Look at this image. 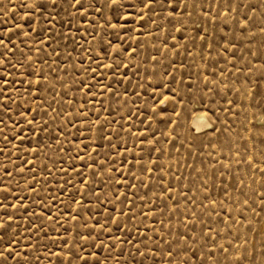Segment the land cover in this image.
Wrapping results in <instances>:
<instances>
[{
    "label": "snow or ice",
    "instance_id": "1",
    "mask_svg": "<svg viewBox=\"0 0 264 264\" xmlns=\"http://www.w3.org/2000/svg\"><path fill=\"white\" fill-rule=\"evenodd\" d=\"M16 7L25 10L21 22H13L12 27L0 31V126H2L0 127V138H2L5 148L17 139L20 140L21 144L27 140V149L22 150L19 144H14L13 147L16 148L18 153L30 152L33 158L31 160L26 157L22 159L21 155H17L16 160L20 163L18 165L13 163L12 171L8 167H3L4 178L9 181V184L14 171L18 169L20 173H24L27 170L31 175L30 180H25V185L35 191L32 182L40 183L34 174L36 161L39 159L38 153L41 148L52 146L51 143H45L39 138L40 132L46 131L49 125L43 117H41L40 122H37L36 114L42 109L47 115V110L51 108V103L44 98L45 93L51 94L52 101L56 102V96L59 95L61 101H63L64 96L68 94V91H71L69 87L62 93L55 92V84L49 82L48 75L44 73L43 68L39 72L32 68L30 71L21 73L25 79H10L17 70V65L24 68L26 63L30 64L32 62V56L30 54L25 55L23 50L15 45L12 35H19V32H23L22 25L26 24L29 25V28L24 34L32 36L35 33L34 43L36 44H48L49 41H55L58 45L59 40H56V37H61L65 41L71 39L75 45L77 41L74 34L81 33L83 28V33L91 37L85 43L89 45L93 41L96 43L95 49H85L90 53H96L95 55L89 54L87 57L88 60L95 63L96 67L92 68L91 65L84 67L83 59L79 63L82 71L90 73V79L95 83H86L82 78L75 75L72 83L78 82L77 91L81 88L87 89L85 95L93 100L95 99L92 92L94 87H99V95L101 96L108 93L109 107L104 108L103 100H101L98 101L101 107L96 111L97 113L107 111L109 114L112 110L111 100L113 97L118 105L114 110L119 111L121 93L113 89L110 84L102 83V80L98 78L97 70L105 68L111 72V77H116L119 74L121 79L116 80L117 84H121L124 80L131 84L132 80L128 75L130 64L126 61L134 59L139 51L146 50V46L140 44L139 37L143 35L152 37L153 40L159 39V45L152 44V48L156 49V53H150L144 57L143 77H139L140 66L132 65L134 74L139 77L135 87L142 88L146 92L149 88L151 89L147 99L155 100L156 103L151 106L150 111L152 113L158 111L166 113V116L160 122L164 125V129L171 127L168 131L161 130L159 136L151 127L139 133L140 150L147 156V163H144L145 156L134 155L133 157L135 165L139 166V173H151L154 170L159 171L163 168V165L157 164L160 157L166 153L165 147L161 146L160 137H167L164 144L170 145L167 150L169 155L171 151L179 152L180 148L184 147L187 148L188 154L192 155L193 159H195V155L203 156L205 148L213 150L227 148L229 154L239 158L237 163L246 160L249 169L259 172L261 176L259 190L253 189V195L259 200L258 211L255 206L256 201L252 200L250 204L251 197L244 193L243 187L239 190L245 196L243 200L245 209H251L253 217L264 215V168L260 167V165H264V87H261L258 83L255 90H245L239 101L235 97L228 99V91H231L229 86L225 84L224 90H222L216 86L217 82L215 80L209 81L208 75H205L200 81L203 84V91L201 92L197 87V82L193 80L192 65L181 60L178 69L176 62L166 55L169 47H171L172 55L179 56V46H181L182 40L184 41L182 47L185 55L193 57V61L195 55H199L202 61L205 60V52L208 53L207 59H211L214 47L225 53L231 52L235 59H240L237 51L240 53L247 52L248 55L257 58L259 61L258 65L249 62L250 66L246 65L247 71L249 73L254 70L259 71V80L264 82V0H255V2L253 0H27V2L21 0L18 6H13V10ZM131 18L139 20V27L136 29L138 33L135 41L136 47H132L130 40L121 35L123 32L132 31V29L124 28V25ZM57 20H59L61 27H64V21L67 20L68 32H57L55 36L47 35V33L53 31ZM32 24H35L36 27H31ZM44 36H47V38L41 39ZM169 40L174 41V43L169 45ZM9 45H12V47H9ZM238 45H240L239 49L237 48ZM65 47H67V44ZM197 48L200 50L196 51ZM253 48H255V51H253ZM18 50L22 56H25V60L16 59V63H13V58ZM40 50L37 49V51ZM72 50L75 51V48ZM29 52H31V49H29ZM53 52L59 60V52H56L55 49H53ZM219 54L218 51L217 55ZM113 57L115 58L113 59ZM71 60V53H69L64 58V62L67 63ZM105 60L110 62L105 64ZM68 67L74 69L76 65L69 63ZM185 68L188 69L187 72L182 71ZM121 69L124 71L121 72ZM50 71L54 72L56 70L51 69ZM64 71L67 75V69ZM178 71L180 72L179 79L176 75ZM211 75L214 76L215 73ZM185 76H187V81ZM52 80L60 81L61 88H64L63 77L53 76ZM141 80L143 83H141ZM42 83L45 85L43 90L40 87ZM210 83L213 85L212 87H209ZM220 83H223V81H220ZM17 84H27V87L21 89L17 87ZM9 85L12 86V91L17 93L20 98L19 101L11 95ZM194 88L196 91H194ZM128 91L129 89L125 87L123 95L127 96ZM235 91L239 94L241 90L237 88ZM206 96L209 98L207 103H205ZM38 97L39 102L36 103V107L29 108L27 105L28 99L31 98L33 102H36ZM158 97L159 99H157ZM245 99L248 100L247 105L244 104ZM253 100L255 103H253ZM9 101L17 105L15 118L12 115L14 110L10 107ZM221 101H224L227 106L221 104ZM68 103L71 104L72 101L69 100ZM124 103H127V101L125 100ZM44 105H47V107H43ZM51 110L56 113V116L52 117L53 120L60 116H73L72 113H65L63 109ZM25 113H28L31 118H28ZM80 117L87 119V131L91 133L95 128L96 135L94 139L84 143L83 148L80 144H77L75 146L77 155L70 156V160L83 162L88 157L91 163H83L82 168H76L75 164H69L68 168L62 167L59 171L66 174L71 168L80 178L79 182L86 185L88 180L83 179L84 169L92 170L93 175L97 172L104 173L108 171L111 173L120 171V169L111 166L105 169L108 161L97 158L100 150L105 147L103 143L98 142L109 141L108 147L116 148L117 146L110 143L111 136L107 135V129L104 128L99 115L93 121L87 117V110L82 112L77 109L73 118L66 119L63 126L57 124L56 128L59 129L57 136H48V141L55 140L60 145L59 137L64 136L67 139L65 129L69 125L76 127ZM21 120H23V124L20 123ZM105 120H107V117H105ZM113 122L108 121V124L110 125ZM141 123L144 122L141 121ZM149 124H151V118H149ZM25 126L33 133V137L29 138L24 133ZM80 130V128H77V132H80ZM9 132H11V135L8 134ZM33 139L36 141L34 146L32 144ZM177 141H179V147L176 146ZM90 143H98V147L92 149V152L97 154L96 157H91L88 152ZM133 143L135 144V141ZM5 148H0V155H5ZM193 150H195V154H193ZM58 151H68L70 153L71 149L65 150L61 147ZM128 151L125 148V152ZM80 152H83V155H80ZM153 154H156V159H152ZM220 154L223 156V151ZM44 155L47 157V152ZM121 155L122 164L132 163L123 159V154ZM207 155L211 157L210 152ZM8 159L11 163L10 152L8 153ZM217 163H219V160H217ZM149 164L151 167L148 166ZM201 164L200 169H195L194 164H186L185 166L193 168L195 179L199 180L200 186L206 191L209 187V180L215 177V171L209 175L203 167V161H201ZM93 165H95V168H93ZM53 167H55V162H53ZM211 167L214 169L215 164H212ZM41 171H46L49 176L52 175V168H49L47 164L42 165ZM128 172L133 178H140L132 168H129ZM221 175L223 174L221 173ZM173 178L177 181L181 179L179 175ZM118 183L127 188L136 187V185L130 184L126 178L119 180ZM221 183L224 184L223 181ZM238 183L243 186L245 182L243 178H239ZM67 184H71V181H65V185ZM65 185H60L61 194H63ZM142 187L149 186L142 185ZM160 187L162 191L169 193L168 199L173 202V207L168 208V205L165 204L163 207L150 209V211L155 216L157 211L163 215L167 210L170 221L171 213L180 211L176 207L179 202L175 201L170 195L172 191L171 184H161ZM195 187V184L192 187L183 185L185 190L180 191V195L187 205H191V208L182 213L187 217L183 223V230L177 229L173 233L169 223L166 233L168 239H165L163 232V220L160 221L161 229H149L153 231L156 239L148 236L146 232H140L138 227L135 239H129L132 235V229L128 227L127 223L122 227L120 219L122 216L126 217L128 213L115 206L117 203L124 204L125 207H128L129 212L132 211L130 207L132 201L128 198L127 192L114 191L111 199H108L107 193H104L105 199L113 207L111 213L104 209L102 220L95 219V216L100 215V212L97 211L93 214L90 210V204L83 203L84 194L79 190L75 194L69 193L68 198L72 204H83V207L88 210L87 218L81 214L78 207L75 212L69 214L68 219L62 221L61 217L65 215L63 211L58 209L60 215L54 217L50 212L49 205L42 204L43 210L39 214L33 212L29 215L31 217H43L44 219H41L39 224L33 222L31 227L25 229V231L31 233L33 229H36L37 231L34 234L39 235V232L45 230L46 221H54L60 227H63L65 223H70L71 227H64L66 235L56 238L61 241L57 245L59 251L51 252L47 245H41V248L45 249L41 255H30L29 245H24L22 251L17 250V247H20L17 233L19 225L17 222L14 227L12 223L13 215L5 212L7 221H3L0 217V241L4 243V247L0 249V264H9L10 260L14 261L15 264H43V260L52 255L57 257L55 264H109L110 261H114L115 264H145V260L150 261V264H264V224L259 228H253L252 221L244 216L242 212L238 213L240 219L236 220L232 217L230 209L224 211L221 208V211H224L223 216L216 212L215 207H212L209 212L208 206L204 205L202 201L197 202L195 192L191 196L188 195V192H192ZM0 193L8 194L0 198V206L5 209L10 206L19 210L17 205L4 204V201L8 200V196L12 194L10 187H0ZM223 193L225 198H228L227 184H224ZM93 194L96 196V207L99 209L104 203L100 199L101 193L93 189ZM77 195L80 196V200H77ZM17 199L18 205L27 212V206L23 203L26 197H18ZM50 199L53 202L52 206H55L57 197H50ZM204 200H208L209 204L213 206L223 203L219 198L211 197L210 194H206ZM60 203L63 204L64 201L61 200ZM197 207L202 208L205 214L210 217L214 216L215 222L223 225V228H213L211 223L201 221L204 227L198 231L196 221L192 219L197 217ZM138 214L145 217L148 215L143 211ZM136 215L134 213L131 219H135ZM89 221L93 222L89 223ZM229 221H231V224H229ZM257 223H260V221L258 220ZM113 225L121 235L117 236L112 232ZM237 225L240 228H246L247 232L254 233L253 240L248 239L247 233L241 234L239 228H236ZM234 228H236L235 235H233ZM81 229L86 231H81ZM102 235H104V239H101ZM255 235L260 237L258 246L253 242ZM45 237H47V232H45ZM226 237H231L227 240V245L217 243V238L224 240ZM25 239L31 240V237H25ZM56 239L52 240L53 244L56 243ZM105 241L109 242L106 243ZM149 242H151V245ZM125 244L132 245L127 254H125L123 248ZM142 247L143 251L141 250ZM90 249H93V251H89ZM35 251L33 249V252ZM101 251L105 253L103 259L98 255V252ZM85 252L88 254L83 255ZM137 256L141 257L139 261L136 260ZM129 257L132 259L129 260ZM48 264H53V261L48 259Z\"/></svg>",
    "mask_w": 264,
    "mask_h": 264
},
{
    "label": "rangeland",
    "instance_id": "2",
    "mask_svg": "<svg viewBox=\"0 0 264 264\" xmlns=\"http://www.w3.org/2000/svg\"><path fill=\"white\" fill-rule=\"evenodd\" d=\"M25 2H27V0H25ZM253 2H255V0H253ZM20 3L21 0H11V2L10 0H0V31L12 27L13 22H21V19L25 14V10L20 9L19 7H16L15 10H13V6H18ZM41 24H43V22H41ZM22 27L23 32H19V30H17L19 32V35L13 34L12 40L20 50H23L25 55L30 54L32 56V62L30 64L26 63L24 68H21L19 65H17V70L14 72L13 77H11L10 79H25V77L22 76L21 73L30 71L32 68H35L36 71L39 72L40 69L43 68L44 73L48 75L49 82L55 84V92L62 93L69 87L71 88V91H68V94L64 96L63 101H61V97L59 95L56 96V102L52 101L51 94L45 93L44 98L49 103H51V108L47 110V115L42 109L38 111V114H36L37 122H40L41 117H43L44 120L48 121L49 125L46 131L40 132L39 138L45 143H51L52 146L50 148H41L40 152L38 153L39 159L36 161V171L34 174L36 176V179L39 180L40 183L32 182L35 191L29 189L25 185V180H30L31 175L27 170H25L24 173H20L18 169L14 171L10 184L9 181L4 178V173L2 171L3 167H8V169L12 171L13 163L17 165L20 163V161L16 160L17 155H21L22 159L26 157L27 159L31 160L33 158L30 152L18 153L16 148L13 147L14 144H19L22 150L27 149L28 141L25 140L24 143L21 144L20 140L17 139L13 141V144H9L5 148L2 138H0V148H5V155H0V187H10L12 192V194L8 196V200L4 201V204L17 205V207L19 208V210H17V208L9 206L5 209L4 207L0 206V217H2L3 221L6 222L7 215H5V212H7L8 214L13 215L12 223L14 227L18 222L19 226L17 228V233L18 244L20 245V247H17L18 251H22L24 245H29L28 251L30 255L43 254L45 249L41 248V245H47V248L50 249L51 252L59 251L57 245H59L61 241L56 238L65 236L66 234L64 233V227L70 228L71 224L65 223L63 227H60V225L55 224L54 221H46L45 230L39 232V235H35L34 233H36V229H33L31 233L25 231V229L31 227V224L33 222L39 224L41 219L44 218L39 216L31 217L29 214L33 212L39 214L43 210L41 205L46 203L49 205L50 212L54 217H59L60 212L58 211V209L65 213L64 217H61L62 221L68 219L69 214L75 212L78 207L81 214L84 215L85 218H87L88 210L83 207V204H72L68 198L69 193L75 194L77 190L84 194L83 203L90 204V210L93 212V214H95L97 211L100 212V215L95 216V219L101 220L103 219L104 209H107L108 212L111 213L113 207V205L108 203V200L105 199L104 193H107L108 199H111L112 193L114 191L127 192L128 198L132 201V205L130 206L132 208V211L129 212L128 207H125L124 204L117 203L115 206L117 208H122L125 212L128 213L126 217L122 216L120 218L121 226L123 227L125 223L128 224V227L132 229V235L129 237V239L133 240L136 237L137 227L139 228L140 232H146L148 236L156 239V236L153 235V231L149 229H161V220L164 221L163 232L165 234V239H168L166 233L168 231L169 223L171 224L173 233H175L177 229L183 230V223L187 219V217L182 213L186 210H190L191 208V205H187L180 195V191L185 190L183 189V185H189V187H192L193 184L196 185V187L193 188L192 192H188V195L191 196L193 192H195L197 202L199 203L200 201H202L204 205L208 206L209 212L212 207H215L216 212H219L220 215L223 216L224 211L230 209L232 217L236 220L240 219L238 213L242 212L244 216L252 221L253 228H259L262 224H264V215L253 217L251 209H245V206L243 205L245 196L242 195L239 190L241 187H243L244 193H247V195L251 197V200L249 201L250 204L252 200L256 201L255 206L257 207L258 211L259 200L256 196L253 195V189H256L257 191L259 190L261 176L259 172H255L254 169H249L246 160H241L240 163H237V160L239 158L235 155L229 154L227 148H217L216 150L205 148L203 150L205 153L203 156L195 155V159H193V156L189 155L187 148L184 147L180 148L179 152H176L174 150L171 151L169 155L167 150L170 145L164 144V140L167 139V137H160L161 146L165 147L166 153L165 155L160 157V159L157 161V164L163 165V168L159 171L154 170L151 173H139V166H136L135 161L133 160L134 155L145 156L144 163H147L146 154L141 152L140 150L138 139L139 133L151 127V129L156 132L157 136H159L161 130L168 131L171 127L169 126V129H164V125L160 122L161 119L166 116V113L159 111L157 113H152L150 111L151 106L156 103L155 100L147 99L148 94L151 93V89L149 88L146 92L142 88L135 87L137 79L139 77H143L144 75V57H146L150 53H156V49L152 48V44L159 45V39L153 40L152 37H145L143 35L139 37L140 44L146 46V50L139 51L134 59L126 61V63L130 64L128 75L129 77H131V84H128L126 80L122 81L121 84H117L116 80L121 79L119 74L116 77H111V72L109 70L105 68H100L97 70L98 78L102 80V83L110 84L113 89H116L121 93L120 107L118 112L114 110L118 107V105L115 101V98L113 97L111 100V114H109V112L107 111H100L99 113H97L96 110L101 107L98 101L103 100V107H109V94L105 93L104 96H101L99 95V87H94L92 89V92L95 95V99L93 100L91 97L85 95V93L88 91L87 89L81 88L79 91H77L76 89L79 87L78 82L72 83L74 75L79 76L86 83H95L90 79V73H85L82 71L79 63V61L83 59L84 67H88L89 65H91L92 68L96 67L95 63L88 60L87 58L89 54L95 55L96 53L85 51V49H95V41H93L91 45L85 43V41L91 39V37L87 34H84L82 28L81 33L74 34V38L77 41L75 45L72 43L71 39L65 41L61 37H56V40H59L58 45L55 41H49L48 44H36L34 43L35 33H33L32 36L24 34L28 31L29 25L25 24L22 25ZM31 27L35 28L36 25L32 24ZM138 27L139 20L136 18H131L129 22L124 25V28L132 29V31L121 33V35L125 36L126 39L130 40L132 47H136L135 41L138 35L136 29ZM45 32L47 33L46 29ZM57 32H68L67 20L64 21V27H61L59 20H57L55 22V28L51 33H47V35L55 36ZM46 38L47 36L41 37V39ZM5 39L7 38L5 37ZM172 43H174V41L169 40V45H171ZM66 44L67 47H65ZM183 44L184 41L182 40L181 46H179V56L172 55L171 47H169L166 55L176 62V67L178 69L180 68L181 60H183L186 64L192 65V77L193 80L197 82V87L201 92L203 91V84L200 83V81L205 75H208L209 81L215 80L217 82L216 86L222 90H224L225 84L229 86L231 91H228V99H233L235 97L239 101L240 96L245 90H255L258 83L261 87H264V82H261L259 80V71L254 70L252 73H249L247 71L246 65H249V62H251V64L257 65L259 63L257 58L248 55L247 52L240 53L239 51H237V55L240 57V59H235L233 58L231 52L225 53L214 47L212 50L211 59H207L208 53L205 52V60L202 61L199 55H195L193 61V57H188L185 55L184 48L182 47ZM9 47H12V45H9ZM239 47L240 45L237 46L238 49ZM73 48H75V51L72 50ZM29 49H31V52H29ZM37 49L41 50L37 51ZM53 49H55L56 52H59V60H57ZM199 50L200 49L197 48L196 51ZM218 51L220 52L219 55H217ZM253 51H255V48H253ZM50 53L51 55H49ZM69 53H71L72 60L66 63L64 62V58ZM114 58L115 57H113V59ZM16 59H20L23 61L25 60V56H22L21 52L18 50L16 51L15 57L13 58V63H16ZM109 62V60L104 61L105 64ZM69 63L75 64L76 67L74 69L68 67ZM132 65L140 66L139 77L134 74ZM51 69H55L56 71H50ZM65 69H67V75H65ZM169 70L171 71V69ZM123 71L124 70L121 69V72ZM182 71L187 72L188 69L185 68L182 69ZM212 73H215V75L212 76ZM176 75L177 79H179L180 72L178 71ZM53 76L63 77L64 88H61L60 81L52 80ZM185 80L187 81V76H185ZM220 81H223V83H220ZM141 83H143L142 80ZM212 86L213 85L210 83L209 87ZM17 87L22 89L23 87H27V84H17ZM40 87L43 90L45 88V85L42 83ZM125 87L129 89L127 96L123 95ZM237 88L241 90L239 94H237L235 91ZM9 91L11 95L19 101L20 98L17 96V93L12 91L11 85H9ZM194 91H196L195 88ZM157 99H159V97ZM208 99L209 98L206 96L205 103L208 102ZM69 100L72 101L71 104L68 103ZM125 100L127 101V103H124ZM38 102L39 97L37 98L36 102H33V100L29 98L27 101V105L29 108H35L36 103ZM247 103L248 100L245 99L244 104L247 105ZM253 103H255L254 100ZM221 104L227 106L226 104H224V101H221ZM9 105L14 110L12 115L15 118L17 105L15 103H12L11 101H9ZM43 107H47V105H44ZM51 109H63L65 113H72L73 116L76 114L77 109H80V111L82 112L87 110V117L93 121H95L97 115H99L100 121L103 123L104 128L107 129V135L111 136L110 143L116 145L117 147H108L107 145L109 141L98 142L103 143L105 147L100 150L99 156L97 158L100 160L108 161V163L105 165V169L111 166L112 168L120 169V171L111 173L108 171H105L104 173L97 172L95 175H93L92 170L84 169L85 175L83 179L88 180V183L86 185H83L79 182L80 178L77 177L76 172L71 168H69L66 174L59 171V169L62 167L68 168L69 164H75L76 168H82L83 163H91V160L88 157H86L85 160L81 162L79 160H70V156L77 155V149L75 147L77 144H80L81 148H83L84 143H88L91 139L95 138L96 132L95 128H93V131L91 133L88 132L87 119H85L84 117H80V120L77 123L76 127H72L71 125H69L68 128L65 129V135L67 136V139H65L64 136L59 137L61 141L60 145H58L55 140L48 141V136H57L59 132V129L56 128L57 124L63 126L66 119L73 118V116L65 115L57 117L55 120H53L52 117L56 116V113L52 112ZM25 115H28V118H31L28 113H25ZM105 117H107V120H105ZM149 118H151V124H149ZM108 121L114 122L109 125ZM141 121H143L144 123H141ZM20 123L23 124V120H21ZM77 128L81 129L80 132H77ZM69 132L71 133L70 135L68 134ZM24 133L27 134L29 138L33 137V133L29 131L27 126L24 127ZM8 134L11 135V132H9ZM233 138L235 139V136ZM125 141H127V143H125ZM133 141H135V144L133 143ZM35 142L36 141L33 139V146L35 145ZM98 143H90L88 152L91 157L97 156L95 152H92V149L97 148ZM176 146L179 147V141L176 142ZM61 147L65 150L71 149V152L69 153L68 151H58V149ZM125 148H127L129 151L125 152ZM221 151H223L224 153L223 156H221L220 154ZM9 152L11 153V163L8 159ZM45 152H47V157H45L44 155ZM209 152L211 153V157L207 155V153ZM121 154H123V159H126L127 161H130L132 163L122 164ZM193 154H195V150H193ZM80 155H83V152H80ZM152 159H156V154H153ZM217 160H219V163H217ZM201 161H203V167L205 171L209 173V175H211L212 172L215 171V177L209 180V187L206 191L200 186L199 180L195 179V171L193 170V168L185 166L186 164H194L195 169H200L202 167ZM53 162H55V167H53ZM44 164H47L49 168H52L51 176H49L46 171H41V167ZM212 164H215L214 169L211 167ZM148 166L151 167L150 164ZM25 167L27 168V166ZM260 167L264 168V165H260ZM93 168H95V165H93ZM129 168H132L133 171H136L137 175H139L140 178H133L128 172ZM221 173L223 175H221ZM176 175H179L181 177L179 181L173 178ZM125 178L128 179L130 184L136 185V187L127 188L126 186L118 183L119 180ZM239 178H243L245 182L243 186L238 183ZM65 181H71V184L65 185ZM221 181H223L224 184H227L228 186V198H225L224 196V184H222ZM253 181H255V183H253ZM161 184H171L172 191L170 195L174 198L175 201L179 202L178 204H176V207L180 211L171 213L170 221L168 219L169 212L167 210H165L163 215L157 211L155 216H153L150 211V209L163 207L165 204L168 205V208L173 207V202L168 199L169 193L161 190ZM60 185H65L63 194H61ZM142 185H148L149 187H142ZM93 189L101 193L100 199L104 202L99 209H97L96 207L97 201L96 196L93 194ZM206 194H210L213 198H219V200L223 201V203L216 206L210 205L208 200H204V196ZM4 195L8 194L0 193V198H2ZM18 197H26L23 203L27 206V212L24 211L23 207L18 205ZM50 197H57L55 206H52L53 202ZM76 198L77 200H80L79 195H77ZM61 200L64 201L63 204L60 203ZM221 208H223L224 211H221ZM141 211H143L144 213H148L147 217L139 215L138 213H140ZM196 212L197 217H193L192 219L196 221V228L198 231L200 228L204 227L201 221H207L211 223L213 228H223V225H219L215 222L214 216L210 217L209 215L205 214V211L202 208L197 207ZM134 213L137 215L135 216V219H131ZM258 220L260 221V223H257ZM92 222L93 221H89V223ZM229 224H231V221H229ZM236 228H239L241 234L247 233L249 240H253L254 233L247 232L246 228H240L239 225H237ZM236 228L233 229V235H235ZM81 231L86 230L81 229ZM45 232H47V237H45ZM112 232L117 236L121 235V233L116 231L114 225L112 226ZM104 235L101 236V239H104ZM29 236L31 237V240H26L25 237ZM230 238L231 237H226L224 240L217 238V243H224L225 245H227V240ZM53 239H56L55 244L52 243ZM259 240L260 237L258 235H255V239L253 242H255L257 246L259 245ZM105 242L108 243L109 241ZM149 243L151 245V242ZM3 247V241H0V249H2ZM14 247L16 246L14 245ZM131 247L132 245L129 244H125L123 246L125 254H127L128 250ZM249 247H251V245H249ZM33 249H35L36 251L33 252ZM141 250H144L143 247L141 248ZM89 251H93V249H90ZM87 254V252L83 253V255ZM103 254H105L103 251L98 252V255H100L101 259H103ZM48 259H51L53 261V264H55L57 257L54 255L49 256L43 260V264H48ZM131 259L132 258L129 257V260ZM140 259L141 257H136L137 261H139ZM9 264H15V262L10 260ZM109 264H115V262L110 261ZM145 264H150V261L145 260Z\"/></svg>",
    "mask_w": 264,
    "mask_h": 264
}]
</instances>
